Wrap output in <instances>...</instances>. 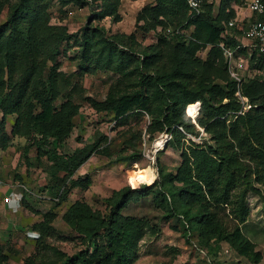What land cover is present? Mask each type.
Here are the masks:
<instances>
[{"label":"rangeland","instance_id":"1","mask_svg":"<svg viewBox=\"0 0 264 264\" xmlns=\"http://www.w3.org/2000/svg\"><path fill=\"white\" fill-rule=\"evenodd\" d=\"M18 1L0 0V45L15 27L28 30L25 36L38 42L42 61L33 62L38 70L31 77L29 70L11 75L9 109L22 98L24 108L34 104L37 111L32 87L56 79V106L69 102L76 114L71 133L56 145L39 149L36 143L48 142L50 132L28 128V137H14L0 148V176L15 185L24 213L16 220L0 212L7 256L0 264H60L87 246L71 223V211L81 207L106 215L116 190L155 181L148 193H136L122 208L140 223L139 240V229L129 239L130 264H264V129L249 133L244 121L236 122L240 114L248 118L254 112L240 84L257 80L264 94L262 61L239 49V83L211 43L185 48L176 40L160 43L162 25L170 33L187 22L182 0H44L43 6L32 0L15 23L4 25ZM210 1L217 6L221 0ZM225 1L221 9L232 8L245 23L255 17L246 0ZM155 6L166 11L158 19L162 25L144 13ZM177 49L185 57L182 66L176 65ZM111 89H141L151 100L150 110L118 119L107 110ZM169 116L183 125L169 124ZM164 135L165 144L156 146ZM77 148L90 154L62 179L66 172L54 173L45 150L69 156ZM147 168L154 171L151 179ZM179 187L177 202L169 203V191ZM250 249L255 258L244 252Z\"/></svg>","mask_w":264,"mask_h":264},{"label":"trees","instance_id":"2","mask_svg":"<svg viewBox=\"0 0 264 264\" xmlns=\"http://www.w3.org/2000/svg\"><path fill=\"white\" fill-rule=\"evenodd\" d=\"M30 1L32 0H19L13 4L14 8L10 11L4 25L12 22L15 23L18 17L27 11L26 6ZM182 2L187 8L188 20L185 24L176 27L175 30L170 33L165 32V26L161 24L162 20H158L161 16H166V11L162 7L155 6L145 9L144 13L148 14L146 15L147 18L152 21L156 20L159 22L158 25L163 26L162 28L164 31L159 34L160 43L167 46L171 40H176L177 44L179 42L181 43V48H185L189 44L199 45L197 42L211 43L213 47H215L214 51L220 53L222 59L225 60L223 50L219 44L223 40L231 46L240 43L239 38L243 32L242 22L245 20H241L238 16H235L232 8H228V11L226 7H222L221 9V2L223 6H226L225 0H221L217 6L213 1L203 0L199 13H195L196 11L191 9L188 0H182ZM236 4H239V0H236ZM40 5H45L44 0H40ZM234 18L237 19L238 24L230 26L229 22ZM192 24L194 26L193 34H188V29L191 28L190 26H192ZM15 28L9 36L2 40L0 45V148L4 150L11 144V140L14 137H28V128H31L34 133L40 135L50 132V136L48 137L50 140L48 142L46 138L45 144L40 140L36 143L39 149L43 148L45 145H56L71 133L74 126L73 118L76 114V112L74 113L72 111V105H69V102H65L60 107L56 106V95L54 92L56 88L53 86L56 79H50L49 84L46 86L42 84L39 87H32L31 93L39 107L37 111H34V104H28V106L24 108L25 102L22 98H18L11 109H9L7 105L11 104L12 97V89L7 83L11 75H16L17 73L15 72L18 70L23 72L29 70L31 77L38 70V66H31L33 62L39 64L42 61V57L38 51L39 44L35 39L33 40L34 37L29 39V37L25 36L28 30L26 32H20L21 30H16ZM178 29L181 30V33L176 32ZM224 33H226V39L222 36ZM195 39L197 40L193 42ZM161 51L162 49L159 50V52ZM149 53L145 54L143 61H146V57H148ZM177 55H181L180 49L176 50V56ZM184 58L185 57L181 55V60L179 64L176 65L182 66ZM260 60L264 64V60ZM213 62H209L210 66H212ZM113 64V61H109V65ZM225 65L228 67L226 60ZM116 68L120 72L123 71L118 66H116ZM240 85L243 96L249 99V103L252 104L251 109H254V112L252 115L248 116V118L245 115L246 112L240 114L244 116L240 117L239 115L236 122L244 121L249 133H253V127L258 129V126H260L264 129V94L262 92L260 93L258 90V81L252 80L247 83L242 82ZM167 105L170 107L172 106L170 102H168ZM230 105L234 108H241L242 106V104L238 105L235 102H231ZM150 106L151 100L141 89L132 91L119 90L118 92L115 89H111L108 92L107 110L113 112L118 119L124 120L133 115L140 116L144 112L149 111ZM166 106L163 108H167ZM172 117L173 116H169V124L179 123L183 125L182 121L174 120ZM9 119L11 120L10 123H12L13 120V124L10 127L11 129H9L8 125ZM169 124L167 127L170 130ZM174 131L173 129V132ZM231 131L234 133L233 129H231ZM174 134L175 136L176 134L180 135L179 130H176ZM45 153L48 155V158L54 162L56 168L54 173L57 172L58 174V171L66 172L65 176L62 175V179L74 174L90 154L85 148H77L73 154L69 156H62L55 149L45 150ZM261 158L264 159V154ZM262 161L264 162V160ZM221 164L222 163H219L218 165ZM157 183L158 181L152 184L141 183L135 186L127 185L116 190L107 200L109 213L106 215H103L100 211H92L91 209L85 210L81 207L71 211V223L74 229L81 234V238L85 244L87 243V246L84 250H80L73 255H66V258L60 264H130L129 256H127L128 249H130L129 239L132 236H137L136 232H138L137 229H139L137 241L139 240L140 223L134 218L126 216L122 208L127 201L131 198L134 199L136 193L146 194L150 191L149 189ZM169 193V198L166 197L168 202H177L178 195L181 193V188L170 190ZM169 211L171 210L167 211V217L171 215L168 214ZM189 228L192 229V226ZM244 252L250 257L255 256L252 249L248 251L244 250ZM6 257L3 245L0 241V262L4 261Z\"/></svg>","mask_w":264,"mask_h":264},{"label":"built area","instance_id":"3","mask_svg":"<svg viewBox=\"0 0 264 264\" xmlns=\"http://www.w3.org/2000/svg\"><path fill=\"white\" fill-rule=\"evenodd\" d=\"M203 0H188V3L195 13L200 12L201 4ZM247 9L252 13L253 18H250L246 23L242 22V35H240V43L235 46H231L223 40L219 45L223 50V55L228 64L229 70L233 73V76L238 80L239 83L242 82V78L235 73L236 58L239 56V49H247V54L251 58L256 56V58L264 60V0H246ZM238 24L237 19H232L229 22L230 26ZM177 33H181L178 29ZM223 38L226 39V33H224ZM245 102L247 98L244 97ZM0 181V187L2 185Z\"/></svg>","mask_w":264,"mask_h":264},{"label":"crops","instance_id":"4","mask_svg":"<svg viewBox=\"0 0 264 264\" xmlns=\"http://www.w3.org/2000/svg\"><path fill=\"white\" fill-rule=\"evenodd\" d=\"M1 171V169H0ZM4 175V174H3ZM2 185L0 187V209L1 214L5 212L17 219H23V205L21 195L15 190L14 184H8L7 177H1Z\"/></svg>","mask_w":264,"mask_h":264},{"label":"bare ground","instance_id":"5","mask_svg":"<svg viewBox=\"0 0 264 264\" xmlns=\"http://www.w3.org/2000/svg\"><path fill=\"white\" fill-rule=\"evenodd\" d=\"M166 135H164L159 141H157L156 146H163L165 144ZM147 177L148 179H151V177L155 176L154 171L152 168L146 169Z\"/></svg>","mask_w":264,"mask_h":264}]
</instances>
